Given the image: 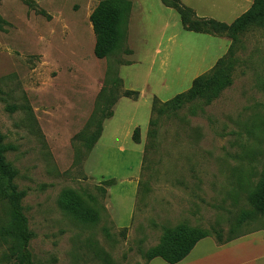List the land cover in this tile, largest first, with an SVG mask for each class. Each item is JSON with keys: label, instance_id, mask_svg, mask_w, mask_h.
<instances>
[{"label": "rangeland", "instance_id": "374dc122", "mask_svg": "<svg viewBox=\"0 0 264 264\" xmlns=\"http://www.w3.org/2000/svg\"><path fill=\"white\" fill-rule=\"evenodd\" d=\"M101 1L0 0V137L24 193L32 264H107L98 248L113 264H145L181 224L221 229L226 239L252 209L248 190L264 171V18L235 38L231 30L196 33L162 0H130L123 48L99 59L90 15ZM180 1L194 19L231 26L254 0ZM230 55L233 85L217 100L157 118L154 101L175 99ZM109 65L120 97L88 150L80 136L94 132L87 126L99 95L112 89ZM67 189L93 198L97 224L62 211ZM7 207L0 200V227L10 224ZM257 230L264 215L233 234ZM10 244L0 238V264L16 263Z\"/></svg>", "mask_w": 264, "mask_h": 264}, {"label": "trees", "instance_id": "16d2710c", "mask_svg": "<svg viewBox=\"0 0 264 264\" xmlns=\"http://www.w3.org/2000/svg\"><path fill=\"white\" fill-rule=\"evenodd\" d=\"M162 2L178 12L182 25L188 31L196 33L231 30V34L235 38L264 18V0H254L251 8L231 26L215 19H194L193 12L181 4L180 0H162ZM132 8L133 4L130 0H103L93 10L90 21L96 37L94 53L97 58L108 59L123 48L122 45L125 43ZM235 64L236 60L233 55L226 56L220 59L211 71L195 78L188 91L178 94L175 99L163 104L158 100L154 101L153 111L156 113L157 118L162 115H176L185 105L196 100L204 99L209 104L217 100L227 88L233 85ZM120 82L118 72H114L113 67L109 65L105 83L112 84V89L104 87L99 95L96 110L87 126V128L90 126L95 127L94 132L87 133L86 136H80L85 139L88 150L101 136L103 121L113 115L111 107L120 97L117 96L116 91V87ZM124 95L136 97L138 93L127 91ZM156 123L155 119L152 118L150 127L153 129ZM150 135L154 137L155 132L151 130ZM133 140L140 143L139 129L134 131ZM6 151L7 147L3 145L0 137V200L6 202L9 206L7 208L10 217V224L0 227V238L8 243L10 241V252L16 262L14 264H32V253L29 250V244L33 234L29 226V219L23 209L24 193L18 189L15 183L16 172L6 159ZM249 189L248 201L252 209L240 213L235 226L231 228L228 238L224 239L221 229L214 228L212 234V232L202 229H190L186 224H181L178 228L169 230L161 243L150 250L145 264L158 257L170 264H177L183 261L196 244L206 237L213 238V235H216L215 240L221 245L242 236L233 234L235 227H240L248 221L257 220L261 215H264V171L258 181ZM90 200H93V198H87V196L76 190L67 189L61 194L59 205L62 211L78 222L85 225H95L101 220V211L91 204ZM95 255L107 264H113L110 256L105 251L98 248Z\"/></svg>", "mask_w": 264, "mask_h": 264}, {"label": "crops", "instance_id": "0c3cea01", "mask_svg": "<svg viewBox=\"0 0 264 264\" xmlns=\"http://www.w3.org/2000/svg\"><path fill=\"white\" fill-rule=\"evenodd\" d=\"M132 183L134 191L137 190L136 183ZM148 264L170 263L158 257ZM177 264H264V231H253L221 245L214 238L206 237Z\"/></svg>", "mask_w": 264, "mask_h": 264}]
</instances>
